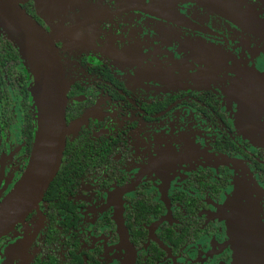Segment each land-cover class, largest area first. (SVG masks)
<instances>
[{
  "label": "flooded vegetation",
  "instance_id": "af4514ba",
  "mask_svg": "<svg viewBox=\"0 0 264 264\" xmlns=\"http://www.w3.org/2000/svg\"><path fill=\"white\" fill-rule=\"evenodd\" d=\"M13 1L51 37L64 144L0 264H249L237 199L264 252V0ZM20 67L0 26V200L34 136Z\"/></svg>",
  "mask_w": 264,
  "mask_h": 264
},
{
  "label": "water",
  "instance_id": "95a60500",
  "mask_svg": "<svg viewBox=\"0 0 264 264\" xmlns=\"http://www.w3.org/2000/svg\"><path fill=\"white\" fill-rule=\"evenodd\" d=\"M208 3L215 12L222 13L226 8L221 0H208ZM148 6L158 10H166L167 7L156 0ZM244 22L252 26L255 23L247 17ZM0 26L27 62L37 105L28 162L19 179L0 200L1 234L36 206L56 172L64 144V82L50 35L13 0H0ZM251 213L245 212L241 199H237L230 214L229 228L235 263L242 262V259L249 264L264 263L263 247L259 244L260 235L252 238L249 234L251 231L243 227L245 216Z\"/></svg>",
  "mask_w": 264,
  "mask_h": 264
},
{
  "label": "rangeland",
  "instance_id": "374dc122",
  "mask_svg": "<svg viewBox=\"0 0 264 264\" xmlns=\"http://www.w3.org/2000/svg\"><path fill=\"white\" fill-rule=\"evenodd\" d=\"M21 58V67L20 70L22 72V78L25 80V87H24V82L22 83V90L24 91V93H26L27 97H28V101L31 107V111H32V118L34 120L35 117V112H36V100H35V95L33 93V88H32V77L31 74L29 72V68L27 65L26 60L24 59V57H22L20 55ZM35 109V110H34Z\"/></svg>",
  "mask_w": 264,
  "mask_h": 264
},
{
  "label": "trees",
  "instance_id": "16d2710c",
  "mask_svg": "<svg viewBox=\"0 0 264 264\" xmlns=\"http://www.w3.org/2000/svg\"><path fill=\"white\" fill-rule=\"evenodd\" d=\"M59 172H60V169L58 168V170H56L55 174L53 175L52 179L49 181V183H48L46 189L44 190V193H45V194L50 190V188H51V184L53 183V181L55 180V178H56V176H57V174H58Z\"/></svg>",
  "mask_w": 264,
  "mask_h": 264
}]
</instances>
